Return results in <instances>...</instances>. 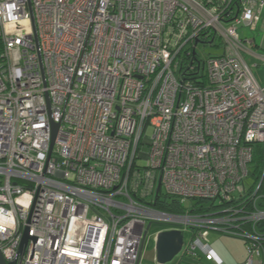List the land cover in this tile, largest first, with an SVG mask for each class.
I'll return each instance as SVG.
<instances>
[{
  "label": "built area",
  "instance_id": "obj_1",
  "mask_svg": "<svg viewBox=\"0 0 264 264\" xmlns=\"http://www.w3.org/2000/svg\"><path fill=\"white\" fill-rule=\"evenodd\" d=\"M260 22L264 0H0L7 263L141 264L155 221L192 231L177 264H224L210 230L264 264V53L244 34ZM157 181L209 206L156 209Z\"/></svg>",
  "mask_w": 264,
  "mask_h": 264
},
{
  "label": "rangeland",
  "instance_id": "obj_2",
  "mask_svg": "<svg viewBox=\"0 0 264 264\" xmlns=\"http://www.w3.org/2000/svg\"><path fill=\"white\" fill-rule=\"evenodd\" d=\"M244 31H245L244 33L247 36L255 37L258 44L262 42V39L264 38V25L262 26L261 22L258 25V32H252L249 29H245ZM198 51L201 54H204V53L206 54L211 53L215 55L221 54L222 49L220 48V41H217L215 46H211V45H207L206 47L199 46ZM253 70H254V74L256 78L258 79L259 83L264 87V68L263 67L254 68ZM138 165L145 166L146 161L144 159H140L138 161ZM156 184L158 185V181ZM185 206L189 209L197 208V205L195 202H187ZM208 206L209 204H204L205 208H207ZM171 228H173V225H168V224L166 225V224H162L161 222L154 221L151 229L148 232L146 240H145L141 264H158L156 261V250H155L156 238L160 232L170 230ZM209 233H210V236L208 238L209 242H211L212 244H217V242L218 243L220 242L217 239H215V235L217 234V231L210 230ZM184 237H185V242L188 243L192 239V231L186 230L184 232ZM180 256L181 254L176 256L173 261L166 263V264H177Z\"/></svg>",
  "mask_w": 264,
  "mask_h": 264
},
{
  "label": "water",
  "instance_id": "obj_3",
  "mask_svg": "<svg viewBox=\"0 0 264 264\" xmlns=\"http://www.w3.org/2000/svg\"><path fill=\"white\" fill-rule=\"evenodd\" d=\"M32 20L34 23V19ZM50 120H51V127H52V137H51V147H50V154H51L54 148L56 139L59 134L60 124L55 123L53 119L51 118V116H50ZM160 190H161V181H159L158 183L157 193H156L157 196H159ZM152 225H153L152 223L148 224L145 238L147 237L148 232L151 229ZM29 232H30L29 228H26L23 234L20 252L24 251L25 247L27 246L30 240H33V241L36 240L35 238L30 236ZM184 240H185V237L181 230L170 229V230L160 232L155 241L156 242L155 250H156L157 263L166 264V263L173 261L174 258L178 256L179 253L181 252L182 247L184 245ZM143 248H144V244L142 246L141 251H143ZM0 264H8L5 258L3 257L1 251H0Z\"/></svg>",
  "mask_w": 264,
  "mask_h": 264
},
{
  "label": "crops",
  "instance_id": "obj_4",
  "mask_svg": "<svg viewBox=\"0 0 264 264\" xmlns=\"http://www.w3.org/2000/svg\"><path fill=\"white\" fill-rule=\"evenodd\" d=\"M261 24L263 26V23ZM245 36L250 38V36H247L246 34ZM258 45L260 46V48L258 49L259 53H264V38L262 39V42H260ZM219 233L220 232H217V234L215 235V239L220 241L219 242L220 244L218 242L217 244H212L211 242H209L208 238L210 236V233L208 234L207 241L209 245L222 258L224 264L244 263L248 255L245 241L240 238L227 236L222 233L221 234ZM203 263L204 264H214V263H209V262H203Z\"/></svg>",
  "mask_w": 264,
  "mask_h": 264
},
{
  "label": "trees",
  "instance_id": "obj_5",
  "mask_svg": "<svg viewBox=\"0 0 264 264\" xmlns=\"http://www.w3.org/2000/svg\"><path fill=\"white\" fill-rule=\"evenodd\" d=\"M260 160H262V157ZM195 203L197 205V208L189 209L186 206L182 205L178 199L171 197V196H166L165 194L160 193L159 198L157 199L155 203L153 202L152 205L156 209L166 211L169 213H173V214H184L187 211L196 213V212H201L204 210L203 208L205 207H203V204H202L203 202L200 201V202H195ZM194 262L195 260L193 259L187 260L188 264H194Z\"/></svg>",
  "mask_w": 264,
  "mask_h": 264
}]
</instances>
